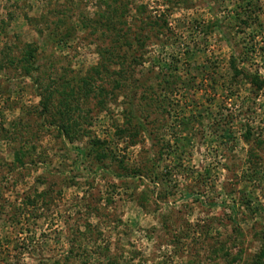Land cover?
<instances>
[{"label":"rangeland","instance_id":"1","mask_svg":"<svg viewBox=\"0 0 264 264\" xmlns=\"http://www.w3.org/2000/svg\"><path fill=\"white\" fill-rule=\"evenodd\" d=\"M0 264H264V0H0Z\"/></svg>","mask_w":264,"mask_h":264}]
</instances>
